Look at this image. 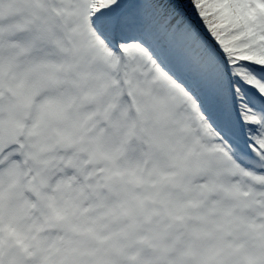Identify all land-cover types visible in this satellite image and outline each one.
<instances>
[{"label":"snow or ice","instance_id":"obj_1","mask_svg":"<svg viewBox=\"0 0 264 264\" xmlns=\"http://www.w3.org/2000/svg\"><path fill=\"white\" fill-rule=\"evenodd\" d=\"M0 264H264V0H0Z\"/></svg>","mask_w":264,"mask_h":264}]
</instances>
